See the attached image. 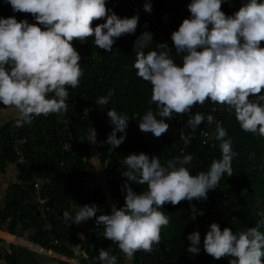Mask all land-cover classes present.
Instances as JSON below:
<instances>
[{
	"label": "clouds",
	"instance_id": "1",
	"mask_svg": "<svg viewBox=\"0 0 264 264\" xmlns=\"http://www.w3.org/2000/svg\"><path fill=\"white\" fill-rule=\"evenodd\" d=\"M14 12L31 14L36 23L18 21L15 16L0 18V105L17 117V126L31 124L34 117L66 112L69 88L79 86L84 75L80 54L74 41L85 42L94 37L97 48L112 52L116 40L136 32L139 16L120 18L106 6L107 0H6ZM222 0H191L190 18L172 32L171 40L178 66L167 52L143 49L152 41L150 32L142 33L134 44L137 50L134 67L137 76L152 87L151 102L157 113L149 110L140 118L139 129L159 138L172 119V114H188L196 105L210 100L234 110L241 129L264 137V0H247L233 15L221 10ZM144 10L151 12V4ZM105 20L93 27V22ZM165 47L166 44H159ZM49 94H54L50 97ZM113 91L100 97L96 104L106 106ZM255 97L256 99H251ZM215 111V109H213ZM107 116L114 125L107 140L101 143L119 147L125 136L128 118L109 109ZM207 123L214 122L207 115ZM205 121L202 113L187 120L193 131ZM95 128H89L87 141L97 143ZM226 130L216 122V139L221 141L222 158L213 160L207 172L192 175L186 165L192 155H183L162 165L158 156L129 154L122 176L147 190L137 194L125 183V204L113 205L111 214L96 216L92 204L79 206L75 216L65 212L71 223L80 224L95 217L96 226H104V239L118 245L129 262L135 253H151L161 241V230L170 223L160 209L165 204L176 206L184 200L207 199L209 190L217 188L221 178L233 175L231 141ZM93 162L97 156L90 158ZM194 207V206H193ZM203 215V211L199 212ZM261 215H264L262 213ZM257 226L234 234L212 223L203 239V250L216 260L230 257L229 264H264V233ZM192 255L200 252L201 236L194 231L187 236ZM111 249H101L98 259L103 264H117Z\"/></svg>",
	"mask_w": 264,
	"mask_h": 264
},
{
	"label": "trees",
	"instance_id": "2",
	"mask_svg": "<svg viewBox=\"0 0 264 264\" xmlns=\"http://www.w3.org/2000/svg\"><path fill=\"white\" fill-rule=\"evenodd\" d=\"M138 1L107 0L109 14L114 12L120 18L139 16L136 32L117 39L112 52L97 48L94 37L83 43L73 42L80 54V66L84 75L77 88H69L66 112L34 117L31 124L23 126H17V117H13L0 127V169L6 163L20 162L18 177L9 186L7 199L0 206V228L12 235L27 237L38 248H46L74 258V253L69 249L49 245L44 237L43 221L33 213L32 203L26 202L33 191L32 174L48 178L49 182H43L42 188L50 209L56 213L52 218L51 232L76 245L78 236L85 230V243L77 246L78 249L84 248L86 251L87 256L82 258L84 264H103L98 259L101 249L110 248V254L117 259L122 257L121 251L117 244L104 239V226L97 227L95 217L86 220V225L82 226V223H71L64 213L69 212L74 217L79 206L95 204L99 209L96 216L111 214L113 205L119 209L125 204V183L137 194L147 190V185L130 182L122 176V172L127 170L124 160L129 154L145 153L150 158L158 156L162 165L176 157L192 155V162L186 165L190 173L196 175L202 171L207 172L213 160L222 158L221 141L216 139V122L226 130L225 139L231 141L233 152L236 153L232 160L233 175L229 177L225 174L217 188L208 191L206 200L192 201L196 202L199 210L203 207L212 212V216L205 219L209 230L212 223H218L221 230L227 227L234 234H239L264 220V215H261L264 213V137L258 133L243 131L234 110L227 105L214 104L210 100L203 105L196 104L191 109L190 117L202 113L205 121L193 131L187 126L186 119L184 130L191 138L190 145L186 147H182L177 141V131L173 126L169 125L168 131L159 138L140 131V118L149 110L156 114L157 106L151 102L150 83L137 76L134 67L137 55L135 41L142 33L150 32L152 41L143 49L145 54L150 51H164L178 66L182 65V55L175 51L171 34L178 30L184 19L190 18L188 4L191 0H166L170 1L169 6L165 0H148L157 9H164L162 15L152 14L151 17L156 21L155 27L153 21L148 19L144 5ZM246 2L247 0H222L221 10L226 16H233ZM11 16H15L18 21L32 18L31 14L14 12L6 0H0V18ZM104 22L106 21H94L92 26ZM153 28H157L156 31ZM158 30L168 43V51L159 45L161 42L158 39ZM261 47H264V42ZM109 90L113 91L109 104L98 106L96 101L108 95ZM49 95L51 97L54 94ZM260 103L264 105V101ZM84 108L88 109L87 116L81 114ZM1 109H4L2 105ZM109 109H114L119 115L128 118L125 132H117V138L125 136L124 142L115 148L101 143L107 140L114 128L107 116ZM209 114L214 117L211 125L206 119ZM156 118L164 119L167 123L166 118L159 115ZM12 123L16 126L17 135L24 139L25 148L21 156L16 155L13 149ZM65 126L67 134L63 133ZM91 126H94L97 133L95 144L87 141ZM202 130L215 131L214 139L201 142ZM68 137L77 143L74 151H64L62 148ZM95 156L97 160L93 162L90 158ZM62 161L64 165L59 167ZM101 191L102 195L99 194ZM189 202L184 200L176 206L169 203L160 209L169 216L170 223L162 228L159 245L154 246L151 253H135L131 264H139V260L143 258L153 259V264H229L230 257L216 260L203 250L206 232L201 228L195 229L194 226L205 215L197 213L193 219ZM90 227L99 230L91 231ZM194 231H199L201 236V250L196 255L187 251L190 245L187 236ZM260 231L264 233V224H260ZM3 243L0 239V264H39L27 248ZM144 264L147 262L144 261Z\"/></svg>",
	"mask_w": 264,
	"mask_h": 264
},
{
	"label": "built area",
	"instance_id": "3",
	"mask_svg": "<svg viewBox=\"0 0 264 264\" xmlns=\"http://www.w3.org/2000/svg\"><path fill=\"white\" fill-rule=\"evenodd\" d=\"M130 2H136V0H129ZM138 3H140L141 5H144L145 3H150L151 4V8L152 11L149 13L148 12V19L153 21V26H156V21L154 18H152V14H156V15H162L164 13V9H157L156 6L154 5V3H151L148 0H139ZM165 3L167 4V6H169L170 1H166ZM26 14V13H25ZM35 19L32 16V18H30L28 20L29 23H34ZM155 29L157 28H153L154 31H156ZM159 31V30H158ZM158 33V39L161 42V44H166V46L164 47L167 51L169 49L168 43L166 42L164 35L162 33L157 32ZM88 113V109L84 108L81 111V114L83 116H87ZM190 117V113L188 114H182V115H178L176 113L172 114V119L168 120L167 119V123L170 126H173L174 128H176L177 131V141L179 143H181L182 147H186L188 145H190L191 142V138L185 133L184 127H185V121L186 119H188ZM12 132H11V136H13V149L16 155L21 156L23 151H24V139L19 137L16 133V126L14 123H12ZM91 128H94V126H91ZM66 126L64 128V132L65 131ZM67 134V133H66ZM68 134L70 135L69 131ZM215 136V131L213 130H202L200 132V141L201 142H210L211 140L214 139ZM77 143L74 139H72L71 137H68V140H65L62 144V148L64 151H74V149L76 148ZM24 159V158H23ZM64 165V162H60L59 167H62ZM32 180H33V191L32 193L29 194V198L26 199V202H31L33 205V213L36 214L39 218V220L43 221V231H44V237L45 239L49 242V245H52L54 247H65L67 249H69L70 251H72L74 253V257L76 259H80L82 257H86V251L84 248H80L78 249L77 246L82 245L85 243V230L81 231V234L78 236V241L76 242V245H74L72 242H70L69 240L66 239H62L60 237H57L55 234H53L52 231V227H53V223H52V218L56 216V213L53 212L50 209V206L48 205V198L44 195L43 192V188H42V184L49 182L48 178H44L41 177L39 175H36L35 173L32 174ZM103 191H101L99 194L102 195ZM189 207H190V211H191V216L193 217V219L196 218V214L199 213L201 210L203 211V215H205L199 222L198 225H195L194 228L195 229H203L206 233L209 231L208 229V225L207 223L205 224V219H207L208 217L212 216V212H209L208 210H205L203 207L202 209L199 210V207L197 206L195 201H190L188 203ZM194 206V207H193ZM82 226H85L86 223L85 221L82 222ZM90 230H99V228H92L90 227ZM18 238H14L15 241H17ZM118 254V253H117ZM116 254V255H117ZM120 256V254H118ZM144 261L147 262V264H153V259H140L139 260V264H144ZM194 262V261H193ZM117 263L120 264L121 263V257L117 259ZM34 264V263H32Z\"/></svg>",
	"mask_w": 264,
	"mask_h": 264
},
{
	"label": "crops",
	"instance_id": "4",
	"mask_svg": "<svg viewBox=\"0 0 264 264\" xmlns=\"http://www.w3.org/2000/svg\"><path fill=\"white\" fill-rule=\"evenodd\" d=\"M16 117L14 113L7 111L6 109L0 110V127L8 120ZM20 170V162L6 163L3 169H0V206H3L7 199V192L9 186L17 179ZM18 238L17 241L14 238ZM0 239L4 241L3 244H14L27 248L33 254L34 258L39 264H61L66 262L69 264H84L85 261L81 259L70 258L64 254L57 253L46 248H38L34 243L30 242L27 237H20L12 235L0 228ZM121 263L120 264H131L126 260L124 254L121 252ZM4 263V262H2Z\"/></svg>",
	"mask_w": 264,
	"mask_h": 264
}]
</instances>
